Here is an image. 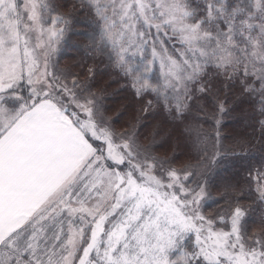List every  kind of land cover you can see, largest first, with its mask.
Wrapping results in <instances>:
<instances>
[{"label":"snow or ice","instance_id":"6c2138e0","mask_svg":"<svg viewBox=\"0 0 264 264\" xmlns=\"http://www.w3.org/2000/svg\"><path fill=\"white\" fill-rule=\"evenodd\" d=\"M80 3L91 50L173 119L210 76L258 94L264 114V0ZM69 23L53 0H0V264H264L238 200L206 215L207 181L187 186L190 171L117 133L91 85L59 69ZM253 180L264 203V170Z\"/></svg>","mask_w":264,"mask_h":264},{"label":"trees","instance_id":"16d2710c","mask_svg":"<svg viewBox=\"0 0 264 264\" xmlns=\"http://www.w3.org/2000/svg\"><path fill=\"white\" fill-rule=\"evenodd\" d=\"M53 2L70 20L58 46L59 69L79 75L91 85L115 131L133 133L157 159L165 161V166L190 171L186 183L192 188L207 181L211 199L202 201L206 215L216 216L238 200L247 210L252 234L264 232L257 223L264 217V203L258 199L253 180L264 170L261 97L244 92L231 81L210 76L209 91L193 105L187 119H173L153 95L137 96L107 54L91 50L86 33L92 31L95 18L80 0ZM221 103L222 113L218 107Z\"/></svg>","mask_w":264,"mask_h":264},{"label":"rangeland","instance_id":"374dc122","mask_svg":"<svg viewBox=\"0 0 264 264\" xmlns=\"http://www.w3.org/2000/svg\"><path fill=\"white\" fill-rule=\"evenodd\" d=\"M160 39H162L164 41V46L166 48H167V42L169 43L170 49L167 48L169 53H173L175 48H179V45L177 44L175 39H168L167 37H164V36H161ZM123 167H120V168H123ZM186 184H187V186L192 187L189 183H186Z\"/></svg>","mask_w":264,"mask_h":264}]
</instances>
